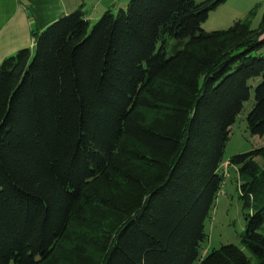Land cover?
I'll return each instance as SVG.
<instances>
[{"label":"trees","instance_id":"1","mask_svg":"<svg viewBox=\"0 0 264 264\" xmlns=\"http://www.w3.org/2000/svg\"><path fill=\"white\" fill-rule=\"evenodd\" d=\"M225 1L77 9L0 63V264H264V146L228 160L252 257L201 255L252 88L264 136V16L203 30Z\"/></svg>","mask_w":264,"mask_h":264},{"label":"rangeland","instance_id":"2","mask_svg":"<svg viewBox=\"0 0 264 264\" xmlns=\"http://www.w3.org/2000/svg\"><path fill=\"white\" fill-rule=\"evenodd\" d=\"M196 1L201 3L204 0ZM263 16L264 0H226L210 11L207 20L202 24V29L205 31L226 29L236 19L245 18L250 20L252 28H257ZM98 19L93 20L91 25L93 26ZM159 45L160 43L158 48ZM181 46L176 39L167 38L166 47L168 53L172 54L175 47ZM254 101V88H252L250 99L245 102L243 110L231 127L230 137L224 152V163L222 164V172L225 179L210 215L205 221L207 236L202 242V256H205L214 248L221 247L223 244L233 243L243 249L248 256L252 257L251 252L241 240V235L246 227L245 210L241 199V181L239 180L236 167L229 165L228 160L236 154L246 153L256 147L264 146V136L253 135L247 126L246 117ZM257 160L263 165L261 158H257Z\"/></svg>","mask_w":264,"mask_h":264},{"label":"crops","instance_id":"3","mask_svg":"<svg viewBox=\"0 0 264 264\" xmlns=\"http://www.w3.org/2000/svg\"><path fill=\"white\" fill-rule=\"evenodd\" d=\"M128 0H0V63L18 50H35L34 31L43 30L64 14L82 9L92 22ZM125 5V6H124Z\"/></svg>","mask_w":264,"mask_h":264}]
</instances>
